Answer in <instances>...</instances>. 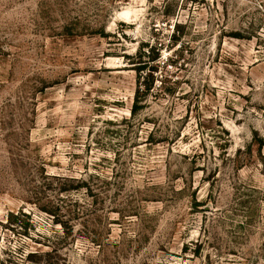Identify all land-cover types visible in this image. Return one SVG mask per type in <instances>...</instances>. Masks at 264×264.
I'll return each instance as SVG.
<instances>
[{"label": "rangeland", "instance_id": "obj_1", "mask_svg": "<svg viewBox=\"0 0 264 264\" xmlns=\"http://www.w3.org/2000/svg\"><path fill=\"white\" fill-rule=\"evenodd\" d=\"M0 264H264V0H0Z\"/></svg>", "mask_w": 264, "mask_h": 264}, {"label": "trees", "instance_id": "obj_2", "mask_svg": "<svg viewBox=\"0 0 264 264\" xmlns=\"http://www.w3.org/2000/svg\"><path fill=\"white\" fill-rule=\"evenodd\" d=\"M146 63H142L139 66H135V73L137 75V78H141L142 71L145 69ZM148 89H141L139 88V85L136 87L135 93H134V102H133V107L131 113L133 114L134 111L137 108V104L140 102V100L143 97V94L147 93Z\"/></svg>", "mask_w": 264, "mask_h": 264}]
</instances>
